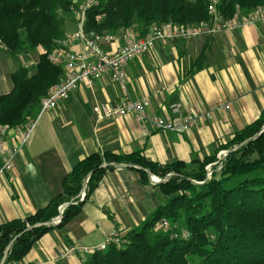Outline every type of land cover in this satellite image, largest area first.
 I'll list each match as a JSON object with an SVG mask.
<instances>
[{
    "label": "crops",
    "instance_id": "crops-1",
    "mask_svg": "<svg viewBox=\"0 0 264 264\" xmlns=\"http://www.w3.org/2000/svg\"><path fill=\"white\" fill-rule=\"evenodd\" d=\"M65 16L68 35L77 29V19L71 13ZM125 32L142 35L141 25L136 22L120 30L118 39L104 42L103 47L116 50ZM205 46L206 56L197 67ZM73 49L83 46L77 42ZM43 52L41 46L11 56L4 45L0 47V94L12 90L14 70L21 65L30 69L34 53ZM124 70L131 95L146 100L149 114L172 117L170 104L181 102L187 113L202 111L210 116L184 133L149 131L132 114L100 121L94 107L119 104L123 99L119 84L108 75L81 84L68 99L42 115L29 142L15 157L12 172L0 178V224L45 207L63 191L64 177L74 165L94 152L141 150L148 159L163 164L183 160L189 170L198 166L264 109V23L156 42ZM16 141L12 130L7 145ZM155 177L151 175L150 182L144 183L137 169L123 164L108 171L78 215L64 227L45 233L23 259L11 264H84L82 253L65 256L67 249L77 243L97 245L114 230L125 234L138 228L169 198L159 191ZM81 194L82 190L79 196L84 200Z\"/></svg>",
    "mask_w": 264,
    "mask_h": 264
},
{
    "label": "trees",
    "instance_id": "trees-1",
    "mask_svg": "<svg viewBox=\"0 0 264 264\" xmlns=\"http://www.w3.org/2000/svg\"><path fill=\"white\" fill-rule=\"evenodd\" d=\"M210 0H100L86 10V31L118 34L134 23L144 34L151 24H193L210 18ZM76 0H0V44L11 56L31 53L38 47V63L32 73L19 66L11 74L13 88L0 94V124L15 127L36 112L48 90L59 83L64 68L48 59L66 36V16ZM264 5V0H219L218 9L230 17L239 6L244 12ZM205 46L196 66L206 56ZM264 109L250 124L189 170L187 162L160 163L141 150L129 153L94 152L78 161L63 180V191L35 213L0 224V264L23 259L33 244L54 228L64 227L78 215L84 203L108 171L118 165L137 169L144 183L150 174L169 196L142 224L123 234L125 241L92 253L84 264H264ZM262 131V132H261ZM259 134L257 137H255ZM237 146V149H234ZM229 150L221 169L205 166ZM86 183V187L85 186ZM85 188L84 200L80 192ZM67 202L61 222L60 205ZM166 221L168 227L161 229ZM13 241L12 245L11 242Z\"/></svg>",
    "mask_w": 264,
    "mask_h": 264
},
{
    "label": "built area",
    "instance_id": "built-area-1",
    "mask_svg": "<svg viewBox=\"0 0 264 264\" xmlns=\"http://www.w3.org/2000/svg\"><path fill=\"white\" fill-rule=\"evenodd\" d=\"M79 1V8H72V15L77 19V29L66 35L59 45L48 53V59L51 62L61 64L64 67L63 78L50 88L48 93L42 97L38 110L28 114L23 123L15 127L0 124V178L6 173L12 172L15 157L29 142L42 115L55 108L61 100L68 99L81 84H91L99 76L108 75L112 77V80L119 84L123 92V99L117 105L97 104L94 107V112L98 120L115 119L118 116L132 114L139 121L145 123L149 131L170 130L178 133L188 131L203 118L210 116V113L202 111L187 113L184 111L181 102H173L169 106L173 114L172 117L149 114L146 110V100H137L130 93L124 70L126 64L150 51L159 41L191 39L218 31L237 30L241 27L257 24L259 21L264 23V5H259L248 12H244L237 6L236 12L227 17L217 7L219 0H210L208 5L210 18L208 20L193 24L175 22L151 24L142 35H130L125 32L122 34V43L116 50L111 51L106 50L103 43L118 39V34L86 31L84 28L86 10L98 5L100 0ZM77 42L82 44L83 49H73ZM0 47L3 45L0 44ZM12 130L16 131L17 141L7 145V139ZM228 152L229 150H220L217 153V160L207 167L208 176H211L213 165H218L217 169H221L224 157ZM158 180H160L158 176L154 178V181ZM85 194L86 190L83 188L81 198H84ZM65 206H60L61 214L53 219L54 224L61 222ZM164 222L166 223V221ZM124 241L123 233L114 230L108 233L104 240L97 245L87 246L78 243L72 245L67 249L65 256L82 253L84 255L82 258L85 261L92 253L107 249L112 244L119 245Z\"/></svg>",
    "mask_w": 264,
    "mask_h": 264
},
{
    "label": "rangeland",
    "instance_id": "rangeland-1",
    "mask_svg": "<svg viewBox=\"0 0 264 264\" xmlns=\"http://www.w3.org/2000/svg\"><path fill=\"white\" fill-rule=\"evenodd\" d=\"M193 1V0H192ZM76 2H78V4H76L77 6H74L75 8H79V5H80V1L79 0H76ZM99 4V3H98ZM210 34H212V33H210ZM8 54V53H7ZM18 54H22V52H20V53H18ZM25 54V53H24ZM9 55V54H8ZM34 58H33V60L29 63L30 64V72H34L35 71V68H36V64L38 63V59H39V56H38V54L36 53H34ZM35 61H36V63H35ZM50 61V60H49ZM51 62V61H50ZM15 63H17V60L16 59H14V64ZM53 63V62H52ZM53 64H55V63H53ZM55 65H61V64H55ZM62 66V65H61ZM63 67V66H62ZM64 68V67H63ZM10 71V70H9ZM50 90V89H49ZM48 90V91H49ZM48 93V92H47ZM30 114V113H29ZM214 163V162H213ZM210 164H212V163H208L206 166H205V169H207V171H206V174L208 173V166L210 165ZM190 167H192V166H190ZM216 167L218 168V165H216ZM196 169H198V166L197 165H195V167L193 168V169H190V170H196ZM211 170H212V167H211ZM211 175H212V173H211ZM158 176V175H157ZM210 176V175H209ZM208 175H207V177H209ZM212 176H210L209 178H211ZM158 178H160V177H158ZM168 222H162L161 224H160V228L161 229H166L167 227H168Z\"/></svg>",
    "mask_w": 264,
    "mask_h": 264
},
{
    "label": "water",
    "instance_id": "water-1",
    "mask_svg": "<svg viewBox=\"0 0 264 264\" xmlns=\"http://www.w3.org/2000/svg\"><path fill=\"white\" fill-rule=\"evenodd\" d=\"M262 131H264V129H262ZM261 131V132H262ZM259 134H257L255 137H257ZM234 149H237V146L234 148ZM152 174H150V176H151ZM153 177V176H152ZM153 179V178H152ZM160 181H162L161 179L160 180H158V181H156V182H160ZM84 187H86V183H85V186ZM65 205H67V204H65ZM64 205V206H65ZM12 243H13V241L11 242V245H12ZM4 261H5V258L3 259V261L1 262V264H3L4 263Z\"/></svg>",
    "mask_w": 264,
    "mask_h": 264
}]
</instances>
